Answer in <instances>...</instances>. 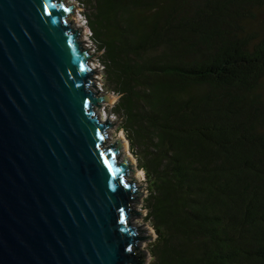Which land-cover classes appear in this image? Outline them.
Instances as JSON below:
<instances>
[{
    "label": "trees",
    "instance_id": "obj_1",
    "mask_svg": "<svg viewBox=\"0 0 264 264\" xmlns=\"http://www.w3.org/2000/svg\"><path fill=\"white\" fill-rule=\"evenodd\" d=\"M138 167L150 264H264V0H79Z\"/></svg>",
    "mask_w": 264,
    "mask_h": 264
},
{
    "label": "water",
    "instance_id": "obj_2",
    "mask_svg": "<svg viewBox=\"0 0 264 264\" xmlns=\"http://www.w3.org/2000/svg\"><path fill=\"white\" fill-rule=\"evenodd\" d=\"M75 9L0 0V264L149 260L154 236L133 224L144 185L122 140L109 145L117 122L99 111L112 99L97 89L99 54L83 48Z\"/></svg>",
    "mask_w": 264,
    "mask_h": 264
},
{
    "label": "rangeland",
    "instance_id": "obj_3",
    "mask_svg": "<svg viewBox=\"0 0 264 264\" xmlns=\"http://www.w3.org/2000/svg\"><path fill=\"white\" fill-rule=\"evenodd\" d=\"M65 2L69 5V6H75L77 9H75V16H73L72 14L70 15L69 19L70 22L73 21V28L75 29H79L82 28V34H81V42L83 43V46L86 47L87 49H92V55H96L99 54L98 56L92 57V61L90 62L91 65L96 69V73H99V75H94L95 76V80H98L99 82L95 81V84L97 85V87L104 91V93H108L112 99V102L109 104H106L104 106H102V108L100 109L99 113L100 115H102L101 117L104 120L109 119L111 122H117V125L110 128L109 129V139L111 140L109 142V145L114 144L118 139H123L127 145L128 148V152L130 153V157L131 160L133 162L134 165V172H136L137 174L132 173L131 177L132 178H138V183L144 185L143 188H141V192L144 194V196L140 199V206L136 207V210H141L143 211L145 214L140 216V219L138 220H134L133 224H135L136 226H142L143 224L146 225L152 232L153 234V239H151L150 241H144L143 242V246H142V251L147 252L148 255V262L147 264H150L152 261V256L150 253V248L152 243L156 240L157 238V234L155 229L153 228V225L151 223V221H148L147 216H148V210L146 209V198L149 195V185H148V181H147V177L146 174L143 170H140L138 167V159L135 156L130 141L128 140L125 131L120 129L121 126V120L117 117V115L115 113H113V106L114 104L117 102L118 100V96H116L113 91H110L107 89V85L105 83V76L103 75V67L102 64L99 60L100 57V53L97 52V45L95 44V42L93 41L92 37V31L90 30L88 23L85 19L84 14L87 12V9L84 7V5H82V3L79 0H65ZM90 52V53H91ZM96 53V54H95ZM98 109V108H97ZM110 113V115H109ZM121 158H125L124 153H122Z\"/></svg>",
    "mask_w": 264,
    "mask_h": 264
},
{
    "label": "bare ground",
    "instance_id": "obj_4",
    "mask_svg": "<svg viewBox=\"0 0 264 264\" xmlns=\"http://www.w3.org/2000/svg\"><path fill=\"white\" fill-rule=\"evenodd\" d=\"M92 59V58H91ZM92 70H95V68L92 66ZM95 72V71H94ZM94 79H95V76H94ZM97 89H99L98 87H97ZM102 116V115H101ZM121 140H122V142H123V144H124V146H125V152H124V156L125 157H127V156H130V153L128 152V148H127V145H126V143H125V141L121 138Z\"/></svg>",
    "mask_w": 264,
    "mask_h": 264
},
{
    "label": "built area",
    "instance_id": "obj_5",
    "mask_svg": "<svg viewBox=\"0 0 264 264\" xmlns=\"http://www.w3.org/2000/svg\"><path fill=\"white\" fill-rule=\"evenodd\" d=\"M89 49V48H88ZM90 52H91V50H90ZM91 54H92V52H91ZM96 54V53H95ZM93 56V55H92ZM96 71V70H95ZM100 90V89H99ZM100 91H102V90H100ZM102 92H104V91H102Z\"/></svg>",
    "mask_w": 264,
    "mask_h": 264
}]
</instances>
